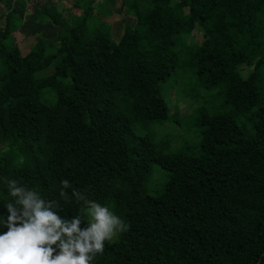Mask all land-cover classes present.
Instances as JSON below:
<instances>
[{"label": "trees", "instance_id": "16d2710c", "mask_svg": "<svg viewBox=\"0 0 264 264\" xmlns=\"http://www.w3.org/2000/svg\"><path fill=\"white\" fill-rule=\"evenodd\" d=\"M94 2L0 0V234L7 181L72 219L67 179L130 225L91 264H264V0H123L135 21L119 40ZM187 66L223 108L199 106L196 143L166 151L136 126L169 119L161 86ZM155 164L169 172L158 195Z\"/></svg>", "mask_w": 264, "mask_h": 264}, {"label": "clouds", "instance_id": "9594fccd", "mask_svg": "<svg viewBox=\"0 0 264 264\" xmlns=\"http://www.w3.org/2000/svg\"><path fill=\"white\" fill-rule=\"evenodd\" d=\"M59 196L67 203L73 197L79 212L72 219L62 218L57 200L44 199L18 180L7 181L12 198L6 201L9 215L3 222L7 231L0 234V264H91L118 234L130 225L108 206L88 199L85 192L66 191L69 181H61ZM82 220L88 226L81 228ZM55 246V247H54Z\"/></svg>", "mask_w": 264, "mask_h": 264}, {"label": "rangeland", "instance_id": "374dc122", "mask_svg": "<svg viewBox=\"0 0 264 264\" xmlns=\"http://www.w3.org/2000/svg\"><path fill=\"white\" fill-rule=\"evenodd\" d=\"M84 7L88 6V0H81ZM112 3V2H110ZM73 5V3H72ZM71 5V7H72ZM95 8V14L100 16L104 21L107 20L113 22V14L116 11L111 10L107 16H105V9L109 7L108 0H95L93 3ZM74 14H70V19ZM24 23L28 26V20L24 16ZM110 22V23H111ZM21 25L19 26V31ZM124 30L123 24H115L112 26V35L115 40H119ZM56 29L47 28L45 34L53 36ZM193 36L200 41L203 36L199 30H195ZM19 40L21 36L18 37ZM26 43L20 42L21 46L25 45V48L31 46L34 42L33 38L27 37ZM24 48V49H25ZM243 73L246 74L247 70L245 66H242ZM53 68L48 70H41L37 73V76H45L52 72ZM162 94L165 96L168 105L171 109L169 119L166 121L152 120L145 123H139L136 126V131L140 134L150 135L162 148L166 151H175L185 149L187 144H195L199 132V127L196 124L197 121V108L201 105H205L210 109L220 106L221 97L218 95L220 88L206 89L197 81L195 71L187 66L186 68H177L172 73L167 82L162 84ZM176 112L175 115L173 113ZM191 150V149H187ZM153 174L148 178L147 191L158 195L164 185L169 179V172L162 168L159 164H155L152 167ZM114 240V238H113Z\"/></svg>", "mask_w": 264, "mask_h": 264}, {"label": "crops", "instance_id": "0c3cea01", "mask_svg": "<svg viewBox=\"0 0 264 264\" xmlns=\"http://www.w3.org/2000/svg\"><path fill=\"white\" fill-rule=\"evenodd\" d=\"M27 1L30 2L31 0H27ZM47 1H48L49 4H54L55 8L58 5H60V6L62 5V7H65V8H71L72 3L75 2V0H60V1L59 0H47ZM108 2H109V7L105 9V16H107V14H109L111 10L116 11V13L113 14V16H114L113 22L110 21L111 23L110 22L108 23L107 20H106V22L108 24H110L111 27L113 25L117 24V23L118 24H123L124 26L127 23H134L135 18L133 16L128 15L125 18L120 13V9H121V5L123 3V0H108ZM110 2H112V3H110ZM58 3H60V4H58ZM4 8H5L4 4L0 3V14L2 13V10ZM29 11H30V9H28V12H26V15H25L26 18L30 16V15H28ZM27 31H28L27 29H23V27H22L21 30L18 33V37L21 36V39L23 40V38L28 35Z\"/></svg>", "mask_w": 264, "mask_h": 264}]
</instances>
